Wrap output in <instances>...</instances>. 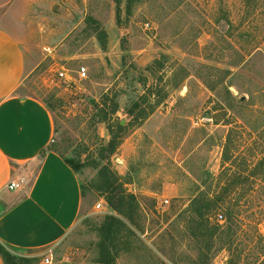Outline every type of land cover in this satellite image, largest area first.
<instances>
[{
  "label": "rangeland",
  "instance_id": "1",
  "mask_svg": "<svg viewBox=\"0 0 264 264\" xmlns=\"http://www.w3.org/2000/svg\"><path fill=\"white\" fill-rule=\"evenodd\" d=\"M116 13L114 0H42L15 25L29 65L17 94L49 109L52 150L82 165L84 208L53 246L58 264H99L111 216L123 223L114 264H264V0H143L129 17L123 3L120 24ZM105 166L138 201L130 219L105 201ZM44 251L13 253L36 264Z\"/></svg>",
  "mask_w": 264,
  "mask_h": 264
},
{
  "label": "crops",
  "instance_id": "2",
  "mask_svg": "<svg viewBox=\"0 0 264 264\" xmlns=\"http://www.w3.org/2000/svg\"><path fill=\"white\" fill-rule=\"evenodd\" d=\"M40 1L0 0V244L18 254L61 243L84 208L78 175L48 151L51 112L17 94L29 65L15 25ZM11 183L19 188L10 190Z\"/></svg>",
  "mask_w": 264,
  "mask_h": 264
},
{
  "label": "trees",
  "instance_id": "3",
  "mask_svg": "<svg viewBox=\"0 0 264 264\" xmlns=\"http://www.w3.org/2000/svg\"><path fill=\"white\" fill-rule=\"evenodd\" d=\"M143 0H114V2L117 5V21L118 24L121 23V5L123 3H126V14L129 16L132 15L134 7L142 2ZM88 22L92 26H96L97 31V37L98 40L103 47H105L106 44V32L102 30L100 27V24L95 21L92 18L88 19ZM144 87L146 85L144 84ZM148 94L153 92V90L148 89ZM147 96L142 97V100L145 102ZM147 102V101H146ZM114 107L110 113V115L116 114L118 111V105L117 103H113ZM159 102L155 105H152L149 112H143V115L141 117L142 120H145L149 117V115L154 111L155 106H158ZM140 105L135 104L134 107L129 111L130 115H134L135 110L139 109ZM48 109V108H47ZM49 110V109H48ZM104 112V111H102ZM104 115L101 117L100 122H107L109 119V115L106 113H103ZM119 130L122 131L123 127L121 125L118 126ZM112 129V128H110ZM112 133V130H111ZM113 134V133H112ZM118 137L114 136L111 140L109 147L111 150V153H114L117 150L118 146ZM48 151H53L51 147L48 148ZM65 163L77 174L79 170L81 169L82 165L79 162H76L74 160L64 159L62 156H60ZM226 161L229 160L227 157L225 159ZM99 176L102 181L101 185V191L106 194V203L107 205L118 215V216H126L128 219L131 218L133 212L135 209L139 208V204L137 199L134 197V195L127 194L124 190V186L122 184H119V179L117 175L110 172L109 167L105 166L99 171ZM206 199L198 198L195 199L192 202V206L190 209H192L193 213L197 217H204L203 209L206 204ZM123 225V223L115 216L107 217L105 220V223L101 227V230L104 232V239L103 242L99 245L100 250V260L99 264H114L115 258L114 254L111 252V243L115 239V235L117 234L119 230V226ZM0 258L2 259L3 264H32V261H29L26 258L18 257L15 255L11 250L6 249L4 246L0 244Z\"/></svg>",
  "mask_w": 264,
  "mask_h": 264
},
{
  "label": "built area",
  "instance_id": "4",
  "mask_svg": "<svg viewBox=\"0 0 264 264\" xmlns=\"http://www.w3.org/2000/svg\"><path fill=\"white\" fill-rule=\"evenodd\" d=\"M59 77L62 80H68V73L66 70H63L62 72L59 73ZM79 77L81 79H86L87 78V70L86 68H82L79 71ZM10 190H15L16 188H19V186L15 183H11L9 186ZM166 204H168V202H166ZM103 204L99 203L97 205V209L101 210L102 209ZM221 220H223L222 216L218 217ZM45 251L43 253H41L40 255H38L37 257V263L36 264H58L57 262V258H56V254L55 251L53 249V247H48L44 249Z\"/></svg>",
  "mask_w": 264,
  "mask_h": 264
},
{
  "label": "water",
  "instance_id": "5",
  "mask_svg": "<svg viewBox=\"0 0 264 264\" xmlns=\"http://www.w3.org/2000/svg\"><path fill=\"white\" fill-rule=\"evenodd\" d=\"M0 264H1V261H0Z\"/></svg>",
  "mask_w": 264,
  "mask_h": 264
}]
</instances>
